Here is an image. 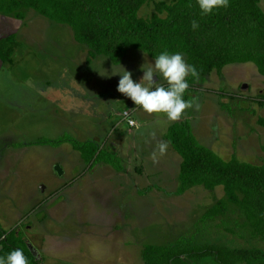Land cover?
<instances>
[{
  "label": "rangeland",
  "instance_id": "374dc122",
  "mask_svg": "<svg viewBox=\"0 0 264 264\" xmlns=\"http://www.w3.org/2000/svg\"><path fill=\"white\" fill-rule=\"evenodd\" d=\"M158 1L173 0H152L139 16H151ZM260 5L264 10V0ZM12 34L16 37L9 39ZM0 40L14 46L9 60L0 59V224L20 230L42 264H144L146 245L182 239L264 248V240L250 236L240 211L230 221L232 227L235 219L241 224L237 235L226 231L222 218L203 221L208 208L225 197L221 186L175 192L182 157L170 144L159 156L157 145L178 121L135 106L117 91L120 76L113 75L125 69L139 81L141 66L150 67L154 58L130 48L120 63L102 55L89 63L88 48L69 26L34 10L24 20L0 13ZM188 83L184 98L196 99L200 107L187 109L181 120L191 123L198 140L226 160L235 156L261 164L264 76L257 67L228 64ZM127 109L136 127L122 118ZM65 135L97 140L120 158L123 169L89 164L68 142L39 143ZM192 264L219 263L209 255Z\"/></svg>",
  "mask_w": 264,
  "mask_h": 264
},
{
  "label": "trees",
  "instance_id": "16d2710c",
  "mask_svg": "<svg viewBox=\"0 0 264 264\" xmlns=\"http://www.w3.org/2000/svg\"><path fill=\"white\" fill-rule=\"evenodd\" d=\"M151 1L0 0V13L24 20L27 12L34 10L52 22L69 26L75 39L88 48L89 63L100 55L120 63L130 48L143 50L151 58L167 50L188 56V63L199 73L198 80L187 77L191 83L214 71L220 73L233 63L251 62L264 76L261 0H230L227 8L206 16L201 15L196 0L158 1L151 16H139L141 8ZM193 20L199 23L195 31L191 28ZM14 37L12 34L9 39ZM13 54V44L0 40V59L7 61ZM261 122L264 124L263 119ZM164 140L182 157L180 187L176 192L184 193L194 186L207 190L221 186L224 190L225 197L208 208L203 221L222 218L226 231L236 234L241 224L235 219L232 227L230 221L240 211L250 236L264 240V157L261 164L241 161L235 156L226 160L198 140L188 120L172 124ZM65 142L71 143L89 164L103 162L118 171L123 169L120 158L108 153L97 140L80 141L65 135L39 141L54 146ZM15 248L24 250L29 264H42L20 230L8 231L0 224V255ZM142 255L144 264H192L209 255L219 264H264V248L198 245L192 239H182L173 245H146Z\"/></svg>",
  "mask_w": 264,
  "mask_h": 264
},
{
  "label": "clouds",
  "instance_id": "9594fccd",
  "mask_svg": "<svg viewBox=\"0 0 264 264\" xmlns=\"http://www.w3.org/2000/svg\"><path fill=\"white\" fill-rule=\"evenodd\" d=\"M230 0H196L202 16L211 15L220 8H227ZM191 28L195 31L199 28L196 20L191 21ZM144 68L139 81H134L132 73L128 70L117 71L113 75H119L117 91L129 98L135 106L144 112L152 114H164L168 121L181 120L187 109L195 107L199 110L196 99H184V94L189 88L187 77L199 79V73L194 65L188 64L184 54L177 51L170 53L164 50L157 54L154 63ZM158 77V81L154 80ZM165 83H160V79ZM168 149V142L161 141L157 145L159 156H163ZM151 158L157 160V151H153ZM0 264H29L24 250L15 248L6 255H0Z\"/></svg>",
  "mask_w": 264,
  "mask_h": 264
},
{
  "label": "built area",
  "instance_id": "2783aa9c",
  "mask_svg": "<svg viewBox=\"0 0 264 264\" xmlns=\"http://www.w3.org/2000/svg\"><path fill=\"white\" fill-rule=\"evenodd\" d=\"M121 116L128 123L130 127H136L137 123L135 119L133 118L131 110H128V109L124 110Z\"/></svg>",
  "mask_w": 264,
  "mask_h": 264
},
{
  "label": "crops",
  "instance_id": "0c3cea01",
  "mask_svg": "<svg viewBox=\"0 0 264 264\" xmlns=\"http://www.w3.org/2000/svg\"><path fill=\"white\" fill-rule=\"evenodd\" d=\"M180 121H182V120H180ZM178 122H179V121H178ZM159 191H161V190H159ZM165 191H166V190H164L163 192H165ZM176 191H177V190H176ZM176 191H175V192H176ZM138 192H139V193H144L142 190H138ZM41 200H43V198H42V199H37V200H35V201H36L35 204L38 203V202L41 201ZM90 220H91V222H93V219L90 218ZM80 222L84 224V226H83L84 228L87 227V226H85L87 220H84V221L81 220ZM117 222H118L117 217H116V222H114V218H112V221L110 222V224H114V223H117ZM40 223H42V222H40ZM29 228H31V226H29L28 229H29ZM25 239H26V241H27V238H25ZM27 242H28V241H27ZM43 246H44V245H43ZM64 247H68V245L64 244Z\"/></svg>",
  "mask_w": 264,
  "mask_h": 264
},
{
  "label": "water",
  "instance_id": "95a60500",
  "mask_svg": "<svg viewBox=\"0 0 264 264\" xmlns=\"http://www.w3.org/2000/svg\"><path fill=\"white\" fill-rule=\"evenodd\" d=\"M57 169L60 170L59 167H57ZM29 247H30V249L32 250V253H33L34 255H36V252L33 250L32 246H31L30 244H29Z\"/></svg>",
  "mask_w": 264,
  "mask_h": 264
}]
</instances>
